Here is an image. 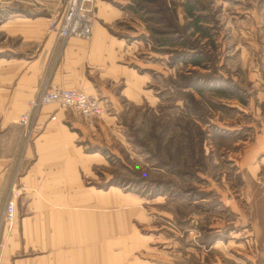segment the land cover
I'll return each instance as SVG.
<instances>
[{
	"label": "rangeland",
	"instance_id": "1",
	"mask_svg": "<svg viewBox=\"0 0 264 264\" xmlns=\"http://www.w3.org/2000/svg\"><path fill=\"white\" fill-rule=\"evenodd\" d=\"M99 2L114 19H95ZM65 5L0 0V60L54 64ZM90 8L91 30L99 21L120 46L121 68L114 78L92 75L103 112L77 140L103 163L85 184L134 199L137 260L264 264V0ZM17 18L44 26L42 42L23 44Z\"/></svg>",
	"mask_w": 264,
	"mask_h": 264
},
{
	"label": "crops",
	"instance_id": "2",
	"mask_svg": "<svg viewBox=\"0 0 264 264\" xmlns=\"http://www.w3.org/2000/svg\"><path fill=\"white\" fill-rule=\"evenodd\" d=\"M115 16L98 3L95 19ZM12 22L23 44L42 42L44 26L22 18ZM51 44L49 35L45 49ZM119 47L96 21L89 40L62 42L54 64L0 60V219L7 201L15 204L13 223L0 226V264H146L135 256L134 199L123 195L121 203L118 191L89 187L83 180L93 165L103 163L78 145L79 132L85 134L92 122L51 105L39 109L28 140L17 124L42 86L79 88L99 99L103 92L91 87L92 75L119 74L114 62ZM42 73L48 79L43 84ZM121 204L128 212H120Z\"/></svg>",
	"mask_w": 264,
	"mask_h": 264
},
{
	"label": "built area",
	"instance_id": "3",
	"mask_svg": "<svg viewBox=\"0 0 264 264\" xmlns=\"http://www.w3.org/2000/svg\"><path fill=\"white\" fill-rule=\"evenodd\" d=\"M62 24L57 31L58 38L65 41L70 37L89 40L91 37L92 0H65ZM54 105L58 110H69L86 122L99 118L103 112L100 100L86 91L74 87L42 86L38 95L30 100L27 110L19 117L17 124L22 129V138L28 140L39 109ZM54 119V117H51ZM15 218V204L7 201L2 212L0 226L8 228Z\"/></svg>",
	"mask_w": 264,
	"mask_h": 264
},
{
	"label": "trees",
	"instance_id": "4",
	"mask_svg": "<svg viewBox=\"0 0 264 264\" xmlns=\"http://www.w3.org/2000/svg\"><path fill=\"white\" fill-rule=\"evenodd\" d=\"M187 10H188V11L191 10V7L187 6Z\"/></svg>",
	"mask_w": 264,
	"mask_h": 264
}]
</instances>
